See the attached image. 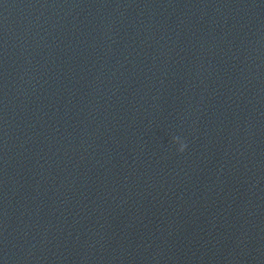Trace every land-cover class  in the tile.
<instances>
[{
	"label": "clouds",
	"instance_id": "9594fccd",
	"mask_svg": "<svg viewBox=\"0 0 264 264\" xmlns=\"http://www.w3.org/2000/svg\"><path fill=\"white\" fill-rule=\"evenodd\" d=\"M173 140L175 143H177L179 145V148H178L179 152L185 151V149L187 148L186 143L182 142L179 137H174Z\"/></svg>",
	"mask_w": 264,
	"mask_h": 264
}]
</instances>
